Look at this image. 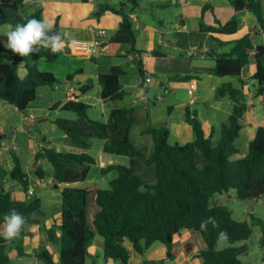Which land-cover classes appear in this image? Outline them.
<instances>
[{
	"label": "trees",
	"instance_id": "obj_1",
	"mask_svg": "<svg viewBox=\"0 0 264 264\" xmlns=\"http://www.w3.org/2000/svg\"><path fill=\"white\" fill-rule=\"evenodd\" d=\"M26 0H0V24L26 23L33 16L41 19L39 10L21 17L18 13ZM236 14L251 12L256 20L257 31L264 34V14L260 0H228ZM138 6V0H126L125 3H99L95 16L109 11L120 17L114 38H126L131 52L135 50V33L129 13ZM207 1L202 13L211 10ZM237 15L221 22L214 20L213 25H205L200 20L201 28L217 33H234L239 27ZM59 32L57 25L52 29ZM256 31V32H257ZM228 52L215 54L212 71L217 76H230L237 79L242 87L245 79L241 78L242 68L249 63L253 53L256 69L251 76L254 90L253 96H261L264 100V44H255L250 34L229 42ZM9 61L0 62V99L15 106L19 112L36 97L38 86L54 87L61 81L51 72L41 71L32 58H41L51 62L58 54L41 50L39 54L28 57L11 55ZM25 60L26 75L17 74L18 62ZM142 79L144 71L139 69ZM78 73L69 74L65 81L71 80ZM101 86V97L124 99L128 94L121 86L118 75L103 72L98 75ZM93 82L87 80L78 86L80 94L92 88ZM240 87L231 83L218 86L214 96L216 99L228 97L233 106L228 115V123L221 125L220 138L214 144L210 136L206 137L195 112L186 110L185 120L192 127L194 138L184 144L170 143L169 130L165 124L145 128L142 132L150 134L152 146L146 151L143 146L134 145L131 129L135 122L134 107L113 108L108 112L106 122L91 119L87 116V104L79 100L75 94L62 103L54 104L50 109L60 108L72 111L76 119L55 118L53 123L63 131L66 142L83 149L81 152L58 151L52 147H44L35 154L37 159L44 156L51 165V177L54 183L64 184L60 190V223L51 226L47 231L49 241L58 244V260L54 262L48 250L41 249L37 257L39 264H86L88 247L95 233L102 239L105 260H119L128 264L131 250L124 240L131 243L132 250L143 256L156 242L166 248V257L162 259H143V264H161L173 258V237L182 228L197 232L204 242L196 257L203 264H248L240 259L247 250L246 244L234 243L249 238L252 227L258 225L264 236V220L251 216V224L232 217L231 210L224 203L217 202L225 192L237 200L254 198L258 200L264 194V125L256 128L255 135L248 143L247 151L236 157L238 153L236 139L243 127V114L247 109L245 95ZM153 104V103H152ZM103 141V152L129 157V166L110 165L105 169L116 170L117 176L109 182L108 188H79L73 184L84 180L88 167L95 163L94 157L84 150L90 147L91 139ZM199 151L204 159V166L198 168L195 153ZM14 169L11 177L23 188L29 190V176L23 171L20 161L13 154ZM146 165V166H145ZM149 166L153 167V171ZM103 170V169H102ZM78 172V174H76ZM33 175L43 179L45 170L36 166ZM95 195L98 210L94 215V230L88 226L86 219L87 197ZM15 209L26 218L19 237L26 228L38 224L44 217L41 210V199L29 195L25 199H17L5 191L0 185V225L4 224L5 215ZM59 231L57 235L55 232ZM17 236V237H18ZM226 239L229 245L221 250L216 245ZM7 239L0 236V264H10ZM18 252L23 248L16 246Z\"/></svg>",
	"mask_w": 264,
	"mask_h": 264
},
{
	"label": "crops",
	"instance_id": "obj_2",
	"mask_svg": "<svg viewBox=\"0 0 264 264\" xmlns=\"http://www.w3.org/2000/svg\"><path fill=\"white\" fill-rule=\"evenodd\" d=\"M125 1L126 0H26L22 7L19 8L18 13L21 17H25L39 10L41 19L48 20L53 27L57 25L61 33L69 34L65 37L67 41L65 50L59 53L56 60L51 61L58 63L53 66L55 69L50 67L51 65L49 64L51 63L36 57L33 62H39L38 69L51 72L55 77L64 79L69 74H74L77 71L78 73H76L71 80L65 81L66 84L60 83L52 88H47L46 85L38 86L35 99L25 108L26 114L19 112L15 106L0 99V185L3 186L5 191L12 193L15 198L25 199L23 198L24 192L22 186L11 177V171L14 169L15 164L10 150L19 148L20 156H22L23 152L25 153V151L20 148L22 141H17V136L20 132L25 134L24 127L26 125H31L26 124L28 120L35 121V119L43 117L39 123H44L43 125L47 124V127L44 126L42 130L54 132L55 125L52 121L53 118L47 111L54 104L62 103L69 99L71 94H75L78 96L77 98L79 100L86 103L88 106L87 110L89 107L97 109L98 117H94V120L98 121L106 122L108 112L113 108L127 107L125 98L109 99L101 97V86L97 78L100 73L110 72L118 75L121 86L128 93V97H126L127 95L125 97L129 99L130 106L135 108V122L133 127L135 126L138 129L137 133L140 137L150 135L142 132L145 128L151 126L150 122L161 124L162 121H165L170 127L178 131V138L182 139V144H184L188 141H192L194 138L192 127L185 120L186 110L188 109L191 113L195 112V114L197 111V106L191 107L188 104L185 90L189 92L190 84H193L191 92L194 94V97L190 100L192 102L202 101L207 107L213 106L217 108L219 102L213 105L204 99L202 100L200 95L209 94L215 101H218L220 99H216L214 96L218 86L224 83H231L236 87H240L241 84L236 78H231L230 76H217L213 73L212 68L215 54L228 52L231 47L229 42L244 34H250L255 44H264V34L255 29L258 26L255 16L248 11L236 14L228 0H138V6L129 13L136 39V51L131 52L125 37L114 38V33L118 27L120 17L109 11L99 16L94 15L99 3L109 2L119 4L125 3ZM207 1L210 3L212 9L202 13V7ZM233 15H237L240 21L239 27L234 33L225 34L207 31L200 26V18L203 19L205 25H213L215 19L225 22ZM10 27H12V25L9 23L0 24V31ZM102 29L106 32L104 36L99 34V31ZM3 39L6 40L7 38L3 37ZM72 40L98 41L103 49L99 54L91 57L71 53L68 51V44ZM0 47L4 48L2 45H0ZM4 49L8 50L11 55H19L13 54L10 49ZM7 55V53L0 52V62L9 61ZM140 67L144 71V79H142L140 75ZM24 69L25 60H20L17 68L20 77L23 76L20 74H24ZM255 69V60L253 53H251L249 63L241 70V78L247 81H245V84L240 88L245 95L247 103L245 112L250 113L251 118L255 120L253 127L250 121L248 123L252 128L253 137L256 128L260 125H264V110L259 120V117L255 116L257 113L255 112L254 106L256 102L255 98L260 102H264L261 96L252 95L254 87L253 81L250 78ZM146 77L150 79L148 82L145 80ZM231 79H234V81H231ZM87 80L93 82L92 89L80 94L78 86L85 83ZM205 80H209L208 86H206ZM75 82H79V84L76 85ZM199 89H201V94L198 91ZM40 96H42V100L40 103H36L35 101H37ZM150 97H152V106L147 105V101L150 100ZM139 103H143L142 106L145 108V111L141 109L142 106H139ZM229 106L230 105L227 104V107L223 110L221 115L218 116L215 114L213 120H209L206 123L201 122V127L206 137L210 135L213 136V134L216 135L217 133H215L213 129H218V138L214 139V142H217L220 138L221 125L224 124V118H228L230 111L228 109ZM54 110L57 112L61 111L60 108ZM211 113V115L214 114L213 111H211ZM18 114L21 115L22 122L16 124ZM196 116L198 117L197 114ZM11 119H14L15 123H13ZM7 120L9 121L10 132L5 139L3 138L4 130L1 127V123ZM59 130L63 132L61 129ZM37 132L40 135L43 134L41 129H37ZM26 134L28 135L26 141L29 146L27 157L30 159L29 162H33L32 170L34 173L36 166H40L39 164L47 161L44 156L35 159V154L43 150L44 147H51V145L46 143L48 138L44 134L40 141L29 132ZM243 136H245V138L243 142L244 147L242 148L240 140ZM61 138H64L67 144L66 146L68 148L65 149L66 151H83V149L69 145L66 142L65 134H63ZM249 142L250 140H247L246 134V121L243 118V127L240 131V136L235 141L238 148L236 157L244 153V149L248 147ZM18 145L19 147H17ZM62 146L63 145H61V147ZM56 149L58 150V147ZM87 150L84 151L88 152ZM19 161L21 167H23L20 159ZM23 162L25 164V159ZM27 164L28 162L26 165ZM23 171L25 172L24 169ZM36 179L39 181L41 180L37 177ZM48 184H50L51 187L58 188L57 191H55V197L60 199V190L64 184L58 183V186H54L55 183H53V178L51 176L48 180ZM29 188L31 189L33 186L29 184ZM34 195H36L35 190ZM259 201L264 203V194L256 200L255 204L257 205ZM55 202L58 203H54L51 208L50 226H57L60 223V201L55 200ZM251 208L249 210H251ZM38 224L26 228L28 232L25 234L24 244L19 245L23 248L20 252L16 249L17 245L14 246L12 244L9 246L8 253L14 254V252H16L15 255L19 256L29 254L28 245L31 244V242L39 241L42 237L40 230H38ZM29 229L34 232L31 233ZM10 244L11 243L8 241V245ZM160 247H162L160 251L165 250L166 257L165 246L160 244L158 248ZM160 254L162 255V253ZM195 255L196 253H194V257H196ZM193 263L198 264L197 261ZM135 264L141 263L137 261Z\"/></svg>",
	"mask_w": 264,
	"mask_h": 264
},
{
	"label": "rangeland",
	"instance_id": "obj_3",
	"mask_svg": "<svg viewBox=\"0 0 264 264\" xmlns=\"http://www.w3.org/2000/svg\"><path fill=\"white\" fill-rule=\"evenodd\" d=\"M260 2L262 5L263 14H264V0H260ZM200 20H201V18L199 19V21ZM202 21H203V19H202ZM240 37H242V36H239L238 38H240ZM238 38H236V39H238ZM236 39H233V41ZM82 56H84V55H82ZM33 61H34V58H32L28 63H32ZM35 62L37 63L36 66L38 68L39 62L38 61H35ZM48 63H51L49 65H51L50 67L53 69H55L53 66L58 64V63H54V62H48ZM136 71H137V69H136ZM18 73L19 72L17 70V74ZM20 75H23L21 77H24L26 75V69H24V74H20ZM216 78H218V77H216ZM231 78H234V77H231ZM58 79L61 81L62 84H66L64 78H58ZM231 81H234V79H231ZM58 84H60V83H57L56 85H58ZM205 84H206V86H208L209 80H205ZM56 85L54 87H56ZM46 86H47V88H49V87L52 88L51 86H48V85H46ZM91 89L92 88H90L88 91H90ZM198 91L201 94V89H199ZM185 93H186V97L188 100V104L191 107L197 106L196 114L198 115V120L202 123H206L209 120H213L215 118V116H214L215 114H217L218 116L221 115L223 113V110H225V108L227 107V104L230 105L228 108L230 111H231V108L233 106V103L228 99V97H225L223 99L215 101L209 94L200 95V97H202V100L204 99L213 105H216L219 102L217 105V108H214L213 106L207 107V106H205V104L202 101L201 102L200 101L199 102H194V101L192 102L190 100L194 97V94L192 92L189 93V92H187V90H185ZM126 97H128V95ZM126 97H125V103H126V106L128 107V106H130V103H129V99ZM149 99L150 100L147 101V105L152 106V101H151L152 97H150ZM255 99H256V102H255L254 106H255V112H257L255 114V116L259 117L258 118V120H259L263 115L264 102L258 101L257 98H255ZM41 100H42V96H40V98L35 102L40 103ZM140 105L142 106L143 103H139V106ZM141 109L143 111H145V108L143 106ZM211 111L214 112L213 115H211L212 114ZM230 111H229V113H230ZM22 113L26 114V111L24 110V111H22ZM47 113H50L53 120L57 117L68 119V120H75L76 119V116L72 111L66 112V111L61 110V111L57 112L56 110L49 109L47 111ZM87 116L89 118H92V119H94V117H98L97 109L89 107L87 110ZM243 118L246 121V134H247V140L249 141L253 137L252 136L253 131H252V128L250 127V125L248 123L250 121V123L252 124V127H253L255 124V120L252 119L250 113H247V112H244ZM42 119H43V117L40 118V120H42ZM11 120H13V123H15L14 119H11ZM35 120H37V119H35ZM21 122H22L21 115L18 114L16 124L21 123ZM39 122H41V121H39ZM39 122H36V125L35 124L34 125H26L24 127L25 134L23 132H20V134H18V136H17V141H19V142L22 141L20 148H21V150L25 151V153L23 152L22 156H20L19 148L16 150H10V153L12 156L14 154L17 157H19V159L21 160L22 165H23L22 168L25 170V172L29 176V183L33 186V189L35 190L36 196H38L41 199V205H42L41 210L44 213V217L41 220V222H39V224H38V227H39L38 230H40L42 237L40 238L39 241L31 242V244L28 245L29 252H30L29 254H26L23 256L15 255L16 252H14V254H8V256L11 260L10 264H39V263H41V260L37 257V253H39L38 251L41 249L48 250L51 253V256H52V259L54 262H57V260H58V254H59L58 244L55 243L54 241H49L48 236H47V231H48L49 227H51L49 224L50 214L52 213L51 208L53 207L54 203L55 204L58 203V202H55V200L60 201L59 198L55 197L56 196L55 191H57L58 188L51 187V185L48 184V180L51 176V165L48 161H45V163L39 164L45 170V176L42 180H40V181L37 180L36 177L33 175V170H32L33 162H29L30 159L27 157V153L29 152V146H28V143L26 141L28 138V135L26 133L29 132L31 135H33L35 138H37V140H39V141L42 139L43 134L46 135L48 138L46 140V143L50 144L51 147L54 149H56L58 147V151H62V152L66 151L65 149L68 147L66 146L67 144L65 143L64 138H61V136L64 133L61 132L55 124H54L55 125L54 126L55 131L54 132H47V131L42 130V128L44 126L47 127L46 126L47 124L43 125L44 123H39ZM101 122H103V121H101ZM161 123L165 124L166 128H168V130H169L170 135H169L168 141L170 143L182 144L183 140L178 138V136H179L178 131L176 129H173L172 127H170V125L165 121H162ZM223 123L227 124L228 118H224ZM150 124H151V126L159 125V123H157V122L156 123L150 122ZM1 127L4 130L3 138L6 139V136L10 132L9 121L7 120V121L1 123ZM37 129H41L43 134L40 135L37 132ZM213 130L217 134L216 135L213 134V136H210L212 141L214 139L218 138V136H217L218 135V129L216 128V130H215V128H214ZM137 132H138V129L135 126L132 127L131 139H132L134 145L142 146V147L144 146L146 151H149L151 146H152L151 136L146 135V136L140 137ZM144 134H146V133H144ZM244 138H245V136H243L242 139L240 140L242 148L244 147V145H243ZM24 141H25V143H24ZM213 143L215 144L216 142L213 141ZM61 145H63V146L61 147ZM102 145H103V141L101 139H97V138L91 139L90 147L88 148L87 153L91 154L94 157L95 163L91 164L88 167V172H87L86 178L84 180H81V181H78L77 183H75L73 185L74 187H79V188H108L109 182L117 176V171L113 170V169L106 171L105 168L107 166H110V165L129 166V164H130L129 163V157L124 156V155L105 153V152H103ZM17 147H19V145ZM244 150L246 153L247 149L245 148ZM24 159H25V164L23 162ZM27 162H28V164L26 165ZM195 163H196L198 168H202L204 166L205 162H204V159H203V157L199 151H196V153H195ZM149 168H151V170L153 171L152 166H149ZM40 183H42V184H40ZM28 196H29L28 193H23V198H27ZM223 203L225 204V206L228 207V209L231 210L232 217L236 220L247 221L248 223L251 224V222H252L251 216L252 215L256 216V217L258 216L264 220V203L262 201H259L257 203V205L254 204L252 206L251 210H249L247 208V205H245L240 200H237L235 198L233 200L227 199ZM97 210H98V206L95 202V195L93 193H91L87 197L86 219H87L88 226L91 227L93 230H94L93 218H94V215L97 212ZM28 228H30V227H28ZM29 230L31 233L34 232L31 229H29ZM27 232L28 231L26 230L24 232V234L21 235V237L18 236L12 240H9V242L11 243L9 246H11L12 244L14 246L24 244L25 234ZM55 233L58 235L59 231L56 230ZM124 242H125L126 246H128V248L131 250L128 264H135V263H137V261H139V263L143 264L142 261L144 258L145 259L146 258L147 259H149V258L159 259V258L165 257V250H162L163 251L162 252V251H160L162 249V247L158 248V245L161 244L159 242H156L153 245H151L150 248L145 252V254L143 256L136 254L132 250V246H131V243L129 241L124 240ZM241 244H246V246H247V250L239 256L240 259L244 263L264 264V236L262 235L261 229L258 225H254L252 227V233L248 239L234 243V245H241ZM203 245H204V242L197 232H195L191 229L182 228L179 231H177V233H175V235L173 237V247H174V249L172 247L173 258L170 261L165 262V263H161V264H194L193 263L194 261H197L198 264H203L199 257H194V253L199 252V250L202 249ZM228 245H229V243L226 241V239H221L217 243L216 249L221 250V249L226 248ZM160 253H162V255ZM85 261H86V264H122L119 260H113V259L105 260L104 259L103 248H102V239L96 233H95V236H94L91 244L88 247V254L86 256Z\"/></svg>",
	"mask_w": 264,
	"mask_h": 264
},
{
	"label": "clouds",
	"instance_id": "obj_4",
	"mask_svg": "<svg viewBox=\"0 0 264 264\" xmlns=\"http://www.w3.org/2000/svg\"><path fill=\"white\" fill-rule=\"evenodd\" d=\"M52 28L53 25L48 20L33 16L26 23L0 31V45L21 57L39 54L41 50L58 54L65 50V37L69 34L53 32ZM3 37L7 39L4 40ZM29 195H34V192ZM4 221V224L0 225V236L7 240L16 238L26 224V218L15 209L5 215Z\"/></svg>",
	"mask_w": 264,
	"mask_h": 264
},
{
	"label": "built area",
	"instance_id": "obj_5",
	"mask_svg": "<svg viewBox=\"0 0 264 264\" xmlns=\"http://www.w3.org/2000/svg\"><path fill=\"white\" fill-rule=\"evenodd\" d=\"M99 34L104 36L106 34L105 30H100ZM74 41V42H73ZM102 46L98 41H88V40H72L68 44V51L71 53L84 55V56H94L96 54H99L102 51ZM146 82H148L150 79L148 77L145 78ZM193 88V84H190V90L191 92ZM33 189L28 190V194H33Z\"/></svg>",
	"mask_w": 264,
	"mask_h": 264
},
{
	"label": "water",
	"instance_id": "obj_6",
	"mask_svg": "<svg viewBox=\"0 0 264 264\" xmlns=\"http://www.w3.org/2000/svg\"><path fill=\"white\" fill-rule=\"evenodd\" d=\"M75 84L78 85L79 82H75ZM39 121H40V119H37L35 121H32V120L29 121L28 120V123H26V124L34 125L36 122H39ZM76 174H78V172H76ZM54 186H58V184L55 183ZM227 199L233 200L234 197L233 196H229L227 193L223 192L222 196L220 197V199H218L217 202L223 203ZM240 201L242 203H244L245 205H247L248 209H250L256 203V200L254 198H245V199H241Z\"/></svg>",
	"mask_w": 264,
	"mask_h": 264
}]
</instances>
